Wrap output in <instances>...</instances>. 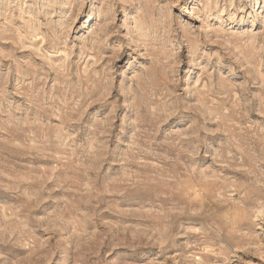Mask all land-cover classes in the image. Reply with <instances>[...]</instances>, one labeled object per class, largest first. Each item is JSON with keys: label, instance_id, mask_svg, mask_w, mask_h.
<instances>
[{"label": "rangeland", "instance_id": "1", "mask_svg": "<svg viewBox=\"0 0 264 264\" xmlns=\"http://www.w3.org/2000/svg\"><path fill=\"white\" fill-rule=\"evenodd\" d=\"M0 264H264V0H0Z\"/></svg>", "mask_w": 264, "mask_h": 264}]
</instances>
